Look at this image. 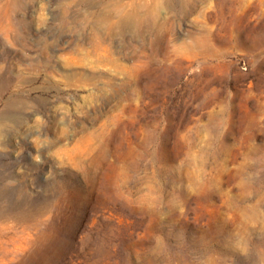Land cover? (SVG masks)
Returning <instances> with one entry per match:
<instances>
[{
    "label": "rangeland",
    "instance_id": "1",
    "mask_svg": "<svg viewBox=\"0 0 264 264\" xmlns=\"http://www.w3.org/2000/svg\"><path fill=\"white\" fill-rule=\"evenodd\" d=\"M0 264H264V0H0Z\"/></svg>",
    "mask_w": 264,
    "mask_h": 264
}]
</instances>
